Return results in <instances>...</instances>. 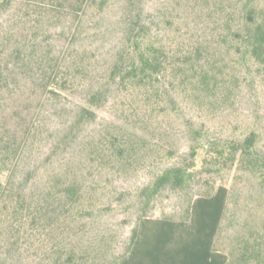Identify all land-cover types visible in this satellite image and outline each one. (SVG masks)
Returning <instances> with one entry per match:
<instances>
[{
  "label": "trees",
  "instance_id": "1",
  "mask_svg": "<svg viewBox=\"0 0 264 264\" xmlns=\"http://www.w3.org/2000/svg\"><path fill=\"white\" fill-rule=\"evenodd\" d=\"M7 1L0 0V6ZM171 1L181 9L189 8L200 22L187 27L163 13V28H171L166 33L151 34V28L140 23L136 29L129 26L104 68L106 82L90 87L85 96L89 105H100L112 83L117 93L112 113L142 134L122 124H105L82 144L76 165L52 172L40 187L23 189L27 178L18 183L10 167L17 155L16 137L0 134V248L4 252L25 257L26 264H119L132 250L139 222L119 253L113 228L102 229L92 238L86 235L87 224L102 209L98 192L107 181L101 177L152 168L154 175L141 191L147 202L164 188L187 196L182 215L165 217L171 221L190 218V193L198 174L206 177V189L199 192L204 197L215 193L217 181L228 180L212 251L226 253L224 264H264V151L259 130L251 127L241 136L227 137L190 125L185 154H178L162 123L183 104L199 115L226 112L235 106L242 82L255 77L264 85V0ZM94 2L27 0L34 8L66 4L77 13ZM106 3L99 0L95 8L103 10ZM209 18L213 26L201 22ZM65 51L45 69L49 94L74 92L88 81L93 51ZM215 51L231 54L229 66L214 58ZM9 74L0 68V99L7 96ZM93 115L85 107L76 114L79 120ZM250 188L254 197L240 200ZM239 205L244 215L238 229L227 236L230 211Z\"/></svg>",
  "mask_w": 264,
  "mask_h": 264
},
{
  "label": "rangeland",
  "instance_id": "2",
  "mask_svg": "<svg viewBox=\"0 0 264 264\" xmlns=\"http://www.w3.org/2000/svg\"><path fill=\"white\" fill-rule=\"evenodd\" d=\"M98 2L95 0L92 7L79 13L66 4L34 8L27 0H9L0 6V68L7 75L11 73L9 87L5 88L7 96L0 99V134L16 137L17 155L10 167L18 183L21 177L27 178L22 189L40 187L52 172L63 170L67 164L76 165L82 156V144L105 124H122L142 134L112 113L117 94L112 83L101 96L100 105H89L85 99L90 87L106 82L104 68L129 26L136 29L140 23L150 27L151 34L166 33L171 28L167 25V29L163 28L160 21L163 13L188 24L187 27L200 22L189 8L181 9L171 0H107L99 11L95 8ZM206 21L201 20L205 26L215 23L212 18ZM82 48L94 53L86 85L74 92L47 93L48 75L44 73L48 65L62 58L65 50ZM214 54V58L229 66L231 54L224 51ZM242 83L235 106L226 112L199 115L183 104L178 112L169 113L162 123L169 131L167 140L172 149L185 154L187 126L191 125L207 127L215 135L227 137L241 136L255 127L261 134L260 146L264 151V85L255 77ZM80 107L90 109L94 115L77 119ZM153 175L152 168H143L129 174L102 176L107 181L98 192L102 209L87 224L86 235L92 238L102 229L113 228L119 253L131 228L139 222V243L131 250L129 259L124 258L119 264H224L226 253L212 251L208 236L213 241L216 231L212 230L220 204H225L229 181H217L215 193L204 197L199 192L206 189V177L198 174L190 193L196 209L193 211L191 207L187 221H171L165 217L182 215L187 196L164 188L147 202L141 191ZM87 177L94 179L91 174ZM249 197H254L252 188L240 200ZM243 215L242 205L231 209L227 236L238 229ZM170 224L180 226L179 231ZM24 258L0 248V264H26Z\"/></svg>",
  "mask_w": 264,
  "mask_h": 264
},
{
  "label": "crops",
  "instance_id": "3",
  "mask_svg": "<svg viewBox=\"0 0 264 264\" xmlns=\"http://www.w3.org/2000/svg\"><path fill=\"white\" fill-rule=\"evenodd\" d=\"M204 204V201H201V206ZM222 205V206H221ZM223 206H224V202H223V204L221 203L220 204V209H219V212H218V216H217V221H216V223H215V226H214V228H213V230H212V232H214V231H216L217 230V227H218V224H219V220H220V215H221V212H222V209H223ZM192 208H193V211L196 209V205L194 204V202L192 203ZM174 224H176V223H174ZM170 225H172V226H174L172 229H177V231H179V227L180 226H176V225H173V224H170ZM170 225H168V226H170ZM168 231H170V230H168ZM172 231H176V230H172ZM139 236H140V234H139V230H138V236H137V238H136V241H135V243H134V245H133V247H132V250H135V248L137 247V244L139 243ZM155 237V236H154ZM213 240H214V238H213ZM212 243H213V241H212V237L210 238L209 236H208V245L209 244H211V248H212ZM129 256H130V254L125 258V259H129ZM128 264H130V263H128Z\"/></svg>",
  "mask_w": 264,
  "mask_h": 264
}]
</instances>
